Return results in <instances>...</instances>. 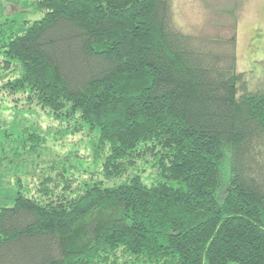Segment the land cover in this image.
I'll return each mask as SVG.
<instances>
[{
  "label": "trees",
  "instance_id": "1",
  "mask_svg": "<svg viewBox=\"0 0 264 264\" xmlns=\"http://www.w3.org/2000/svg\"><path fill=\"white\" fill-rule=\"evenodd\" d=\"M37 4L42 17L2 47L19 68L6 87L95 136L107 180L147 156L156 177L85 182L57 202L17 194L0 209V264H105L117 251L264 264V79L251 89L236 70V33L195 40L172 0Z\"/></svg>",
  "mask_w": 264,
  "mask_h": 264
},
{
  "label": "rangeland",
  "instance_id": "2",
  "mask_svg": "<svg viewBox=\"0 0 264 264\" xmlns=\"http://www.w3.org/2000/svg\"><path fill=\"white\" fill-rule=\"evenodd\" d=\"M38 2L0 0V53L13 36L42 17ZM172 6L178 28L195 40H224L235 32L236 70L250 71V88L259 87L264 79V0H172ZM18 76L19 68L5 66L0 55V209L11 207L17 194L57 202L74 196L85 182L111 186L137 175L143 183H152L156 169L148 156L121 179L107 180L103 175L107 148L101 154L91 133L72 135V123L37 106L30 93L9 91L6 84ZM105 264L134 262L117 251Z\"/></svg>",
  "mask_w": 264,
  "mask_h": 264
}]
</instances>
